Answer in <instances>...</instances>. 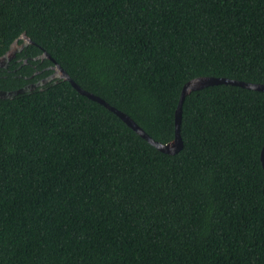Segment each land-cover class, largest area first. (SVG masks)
<instances>
[{"label": "trees", "instance_id": "16d2710c", "mask_svg": "<svg viewBox=\"0 0 264 264\" xmlns=\"http://www.w3.org/2000/svg\"><path fill=\"white\" fill-rule=\"evenodd\" d=\"M23 32L1 90L46 50L163 143L190 79L264 84V0H0V56ZM181 136L163 153L63 79L0 98V264H264V91L191 92Z\"/></svg>", "mask_w": 264, "mask_h": 264}, {"label": "water", "instance_id": "95a60500", "mask_svg": "<svg viewBox=\"0 0 264 264\" xmlns=\"http://www.w3.org/2000/svg\"><path fill=\"white\" fill-rule=\"evenodd\" d=\"M19 38L22 39V43H19L18 39H16L12 43L10 49L5 54L0 56V67L1 68L8 67L10 61L16 56L17 52H20L27 45L34 43V41L25 32H23ZM45 57H48L53 62L51 68L53 69L54 73L52 75L48 76L47 79L45 80L43 78L38 82L31 83L19 89L10 90V91L0 89V98H13L17 94L28 92V91H33L38 86L44 85V83L47 80H50L53 78L56 79L55 81H57L58 79L70 81L73 87H75V89L80 94L85 95L88 98L94 101H97L103 104L104 106H106L107 108H109L111 111L117 114L128 126H130L133 130H135L141 137L146 139L150 144H152L154 147H156L161 152L167 153V154H176L183 148L184 143H183L182 136H181L182 107H183V103L185 101L186 96L189 95L191 92L203 89L207 86L218 85V84L239 85V86L249 88V89L264 91V84L250 83V82L231 79L227 77L199 76V77L190 79L183 85L181 89L178 105L175 110L174 138L166 143H163V142H160L154 139L152 136H150L128 114L110 105L108 102H106L103 98L99 97L98 95L81 87L70 76V74L46 50H44L41 55L36 56L35 59H38V58L44 59ZM25 62H27V60H25ZM260 156H261L262 166L264 168V146L262 148Z\"/></svg>", "mask_w": 264, "mask_h": 264}, {"label": "flooded vegetation", "instance_id": "af4514ba", "mask_svg": "<svg viewBox=\"0 0 264 264\" xmlns=\"http://www.w3.org/2000/svg\"><path fill=\"white\" fill-rule=\"evenodd\" d=\"M22 50H23V49H22ZM22 50H21V51H22ZM51 66H52V65L48 66L47 69H48V70H52V72H51L50 74L44 76V77H43L44 80L47 79L48 76H50V75H52V74L54 73V71H53V69L51 68ZM40 80H41V79H39L38 81H40ZM52 80L55 81L56 79L53 78V79L47 80V81L44 83V85L47 84V83H49V82H51ZM38 81H37V82H38Z\"/></svg>", "mask_w": 264, "mask_h": 264}]
</instances>
